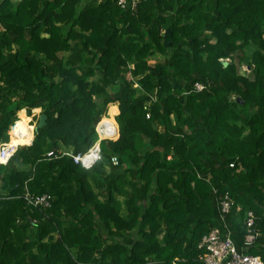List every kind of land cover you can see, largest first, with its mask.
<instances>
[{"label": "trees", "instance_id": "1", "mask_svg": "<svg viewBox=\"0 0 264 264\" xmlns=\"http://www.w3.org/2000/svg\"><path fill=\"white\" fill-rule=\"evenodd\" d=\"M33 110L46 125L25 146ZM115 123L91 170L58 155ZM12 125L0 264H201L224 196L237 251L264 263V0H0V144Z\"/></svg>", "mask_w": 264, "mask_h": 264}, {"label": "built area", "instance_id": "2", "mask_svg": "<svg viewBox=\"0 0 264 264\" xmlns=\"http://www.w3.org/2000/svg\"><path fill=\"white\" fill-rule=\"evenodd\" d=\"M115 1H116V5L121 10L128 9L131 12H135L141 0H115ZM224 62H228V61L226 60ZM195 90L202 91L203 86L195 85ZM24 113H26V111ZM39 116H40V110H33L32 116L29 117L30 118L28 122L29 126L30 123L33 121V118H35L36 120L33 121V126L31 127L32 139L30 141V144L26 146H30L32 144L34 137L33 130L34 128H36ZM12 128L13 126H11L10 128V132ZM104 131L108 132V137L101 139L100 135L97 133V130L95 128V132L97 134V141L85 154L73 155L72 153L69 152H60L58 153V155L60 157L68 156L73 160V163L75 165H79L85 170H91L94 167V165L98 161H100L101 141L114 140L118 135L117 126H116V131H114L112 127H110V129L105 128ZM10 132H8L9 137H10ZM20 147L22 146H13L9 142L1 143L0 165L2 166L7 165L10 159L16 153L17 149ZM58 155H55L53 152H50L47 154V158L49 159L58 158L59 157ZM111 163L114 166L117 165V159L113 157L111 159ZM232 166L233 165H230V167ZM22 199L26 204V206L35 209L49 208L52 203V197L50 195L36 196L31 194L27 189H25V192L22 195ZM220 201L221 202L219 209L220 213L218 218V227L211 230V232L205 237H203L201 242L199 243L198 249L204 251V254L199 258V262L201 264H264L259 257L251 256L249 254H244L242 252L237 251L231 238V231L229 229V225L226 222V215L229 213L232 203L228 196H224ZM237 211H239V208L237 209ZM244 225L247 231L245 243L250 244L255 239V234L252 231V227L254 225V215L251 212L246 213L244 218ZM172 264H176V263L173 262Z\"/></svg>", "mask_w": 264, "mask_h": 264}, {"label": "rangeland", "instance_id": "3", "mask_svg": "<svg viewBox=\"0 0 264 264\" xmlns=\"http://www.w3.org/2000/svg\"><path fill=\"white\" fill-rule=\"evenodd\" d=\"M212 43H214V41H211ZM243 52H244V55H245V57L247 58V57H250V55H251V53H252V50L251 49H249V48H247V49H244L243 50ZM149 60L150 61H155V62H158V63H163L164 62V60H165V58L164 57H162V56H154V57H151V58H149ZM226 61V60H225ZM227 61H229V60H227ZM247 73H248V69H247V67H245V66H242L240 69H239V74L240 75H247ZM94 81H97V79H93V80H89V82L90 83H92V82H94ZM108 92L110 93V94H112L113 92H114V90L112 89V88H110L109 90H108ZM101 101H102V98H97V99H95V102L97 103V104H99V103H101ZM107 109L105 110V113L103 114V117H106L107 115ZM28 117V116H27ZM29 118V117H28ZM30 119V118H29ZM172 122L174 123V121H173V118H172ZM19 130V129H18ZM96 130H98V127L96 128ZM10 139V138H9ZM124 198H118V201H119V204H120V212H121V215L122 216H125V206H124Z\"/></svg>", "mask_w": 264, "mask_h": 264}, {"label": "water", "instance_id": "4", "mask_svg": "<svg viewBox=\"0 0 264 264\" xmlns=\"http://www.w3.org/2000/svg\"><path fill=\"white\" fill-rule=\"evenodd\" d=\"M239 101V99H237ZM46 125V117L44 115H40L38 119V123L36 128H34L33 132L36 133L39 129H42Z\"/></svg>", "mask_w": 264, "mask_h": 264}, {"label": "crops", "instance_id": "5", "mask_svg": "<svg viewBox=\"0 0 264 264\" xmlns=\"http://www.w3.org/2000/svg\"><path fill=\"white\" fill-rule=\"evenodd\" d=\"M90 0H83V3L85 4H87L88 2H89ZM41 37H45V35L44 34H42L41 35ZM155 56H159V55H155ZM154 57V56H153ZM154 62V61H153ZM111 105V104H110ZM109 106V105H108ZM115 107H116V109H115V115H114V118H115V116H116V112H118V108H117V105H115ZM108 108V107H107ZM113 118V119H114ZM114 122H115V120H114ZM117 125V124H116ZM23 128L22 127H19V132L21 133V134H24V132H23ZM25 131V130H24ZM116 131V130H115ZM26 132V131H25ZM106 172L108 173L109 172V169L108 168H106ZM104 234H106V233H104ZM56 237V236H55Z\"/></svg>", "mask_w": 264, "mask_h": 264}, {"label": "bare ground", "instance_id": "6", "mask_svg": "<svg viewBox=\"0 0 264 264\" xmlns=\"http://www.w3.org/2000/svg\"><path fill=\"white\" fill-rule=\"evenodd\" d=\"M102 120V119H101ZM16 122H18V121H16ZM16 122H14V123H16ZM13 123V124H14ZM27 127L30 129V127L28 126V123H27ZM31 130V135H30V137L29 138H31L32 137V129H30ZM28 138V139H29ZM27 140V139H26ZM11 142V134H10V139H9V143Z\"/></svg>", "mask_w": 264, "mask_h": 264}, {"label": "clouds", "instance_id": "7", "mask_svg": "<svg viewBox=\"0 0 264 264\" xmlns=\"http://www.w3.org/2000/svg\"><path fill=\"white\" fill-rule=\"evenodd\" d=\"M24 111V110H23ZM107 115V114H106ZM107 117V116H106ZM116 124V123H115ZM13 126V125H12ZM117 126V125H116ZM118 128V127H117ZM9 132H10V130H9ZM33 134H34V132H33ZM26 146V145H25ZM22 147H24V146H22Z\"/></svg>", "mask_w": 264, "mask_h": 264}]
</instances>
